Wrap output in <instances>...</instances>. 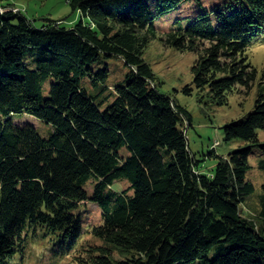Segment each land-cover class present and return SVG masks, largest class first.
<instances>
[{"label":"trees","instance_id":"16d2710c","mask_svg":"<svg viewBox=\"0 0 264 264\" xmlns=\"http://www.w3.org/2000/svg\"><path fill=\"white\" fill-rule=\"evenodd\" d=\"M186 1L68 0L87 20L38 27L0 0V264H52L74 253L88 201L101 219L89 229L101 242L86 249L91 264H264V184L256 218L241 209L255 190L245 180L251 154L264 170V69L247 55L264 44V0H223L160 35L196 54L191 85L209 102L255 87L253 108L223 126L224 141L238 147L210 150L209 173L189 149L191 115L159 90L142 57L159 17L180 15ZM113 57L128 69L109 84L104 60ZM17 113L53 130L42 137L17 124ZM123 179L129 186L112 188Z\"/></svg>","mask_w":264,"mask_h":264},{"label":"rangeland","instance_id":"374dc122","mask_svg":"<svg viewBox=\"0 0 264 264\" xmlns=\"http://www.w3.org/2000/svg\"><path fill=\"white\" fill-rule=\"evenodd\" d=\"M15 10L21 11L28 19L40 27L45 23V19L60 21L64 26L71 27L81 18L87 20V17L77 11H72L68 0H7ZM223 0H188L181 4L180 10L161 15L157 21L159 26L158 33L143 50V59L150 65L156 76V81L160 83L159 90L174 98L191 115V125L186 126V134L190 152L195 159L200 160V169L209 173L215 166V159L209 155V151L214 149L219 155H227L230 151L236 149L237 142H225L223 136V126L234 119H237L249 112L254 105L255 87L243 88L237 87L228 95V101L223 105H215L209 102L208 98L196 90L191 85L192 70L191 67L196 59V54L190 51H181L175 47L165 46L160 40L162 29L166 28L176 18L182 22L192 21L200 12L209 10L216 5H222ZM247 55L252 65L258 70L264 69V44L257 45L247 51ZM109 64L110 77L109 84L125 77L127 66L119 57H113L104 60ZM49 80L45 83L47 88ZM192 87V93L187 95L184 88ZM13 120L17 124L31 123L37 128L42 137H47L53 130L50 124H47L37 117L27 113H17L13 115ZM260 140L264 141V130L259 132ZM122 154H127V149L122 148ZM249 168L245 175V180L250 181L254 187V192L249 195L241 209L244 215L256 218V212L259 206L258 195L261 193L264 184V170L258 167V158L256 154H251L248 158ZM129 186L127 179L116 181L112 186L115 190H121ZM89 190V183L86 184ZM84 212L82 216L85 220L86 229L83 234L80 247L71 255L62 259L53 261L52 264H91L87 256L86 249L93 248L101 244L100 240L89 233L91 226L101 222L100 210L92 202H84ZM42 246L36 244L32 247V252L41 253ZM37 256V253L34 255ZM46 256V255H45ZM118 258L117 254H113ZM32 264H47V260L34 262Z\"/></svg>","mask_w":264,"mask_h":264}]
</instances>
